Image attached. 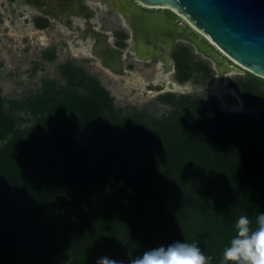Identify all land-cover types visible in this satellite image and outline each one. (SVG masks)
Here are the masks:
<instances>
[{
	"label": "trees",
	"instance_id": "obj_1",
	"mask_svg": "<svg viewBox=\"0 0 264 264\" xmlns=\"http://www.w3.org/2000/svg\"><path fill=\"white\" fill-rule=\"evenodd\" d=\"M173 58L177 80H191L189 48ZM199 69L196 82L213 77ZM59 73L22 100L0 93V264L127 261L176 240L222 264L236 219L264 212V78L232 81L259 116L176 93L159 97L168 110L158 115L119 106L76 62Z\"/></svg>",
	"mask_w": 264,
	"mask_h": 264
},
{
	"label": "water",
	"instance_id": "obj_2",
	"mask_svg": "<svg viewBox=\"0 0 264 264\" xmlns=\"http://www.w3.org/2000/svg\"><path fill=\"white\" fill-rule=\"evenodd\" d=\"M149 7H170L181 14L190 24L207 36L186 31L179 19L165 11H148L138 3ZM101 0L102 4L120 13L132 30V43L128 50L137 58H159L166 72L175 71L170 54L179 41L192 45L196 51L213 62L220 85L226 84L227 74L239 73L241 68L264 78V0ZM92 31L96 42L91 54L103 67L115 75L126 76V50L117 47L107 32ZM156 46L163 47L165 53ZM228 58V59H227ZM130 75L132 73L129 72ZM181 89L176 80L153 81L147 91L162 94ZM218 100L233 111L243 106L244 100L237 90L219 87Z\"/></svg>",
	"mask_w": 264,
	"mask_h": 264
},
{
	"label": "rangeland",
	"instance_id": "obj_3",
	"mask_svg": "<svg viewBox=\"0 0 264 264\" xmlns=\"http://www.w3.org/2000/svg\"><path fill=\"white\" fill-rule=\"evenodd\" d=\"M93 7L95 17L92 21L99 28L112 34L117 28H127L124 17L117 11L103 4L98 5L95 3ZM20 15L21 20L24 21L23 18L26 14ZM8 20L7 15L0 19V93L8 102L22 100L31 94L37 93L43 86L45 79L61 81L62 76L59 73V66L72 61L84 67L90 74L99 79L104 87L110 91L119 106L132 105L140 109L146 106H154L157 109V114L161 115L168 110V107L159 102V97L166 93H176L177 95H197L211 100L214 99L218 107L224 112L253 116H259L261 113V110L257 107H248L245 101L240 110H226L225 106L218 100L217 94H215L216 89L219 87L234 88L232 86L233 79L246 78L251 72L241 68L239 73L227 74L226 84L221 86L213 62L198 53L192 45L186 42H177L174 50L181 46L189 48L197 67L195 76L187 82L180 83L176 78V71L169 72L167 73V79L176 80L186 90L158 94L147 91V85L163 76L164 70L159 59H139L135 57L132 51L127 49V44H120L126 49L125 68L128 73L126 76L115 75L109 69L103 67L98 58L88 54L82 49V46L75 45L73 40L75 33L68 30L61 22L51 21L49 29L44 30L40 35L38 34L40 41H36L33 39L34 32L30 30L28 24L21 23L20 28L15 29L9 24ZM18 25L20 24L18 23ZM190 25L196 30L195 35L203 39L207 38L192 24ZM23 28H26V30ZM113 43L120 46L114 37ZM51 54H55L56 59L50 60L48 55ZM170 55L173 58V52ZM204 65L211 67L214 71L213 77L206 82H196L197 73L199 72L202 75V71L198 70V67ZM239 94L241 95L240 92ZM20 115L25 119L23 125H30L28 119L31 118V115L26 112H22ZM3 144L4 142L0 141V146ZM54 264H69V259L66 256H61Z\"/></svg>",
	"mask_w": 264,
	"mask_h": 264
},
{
	"label": "flooded vegetation",
	"instance_id": "obj_4",
	"mask_svg": "<svg viewBox=\"0 0 264 264\" xmlns=\"http://www.w3.org/2000/svg\"><path fill=\"white\" fill-rule=\"evenodd\" d=\"M136 2L143 9L148 11H165L170 17L177 18L182 23L184 22L183 25L187 32H193L191 34L197 33L196 30L188 23V21L175 9L170 7H149L139 3L138 1ZM95 3L98 5L102 4L101 0H2V6L0 5V19H3V16L7 15L9 17V24L15 29H19L21 23L28 24L30 26V30L34 32L33 39L36 41H40V33H43L44 30L49 29L51 21H59L65 25L68 30L75 33L73 38L75 45L81 46V41H90L93 45V43L96 42V37L92 31V27L97 31L107 32L96 26L92 21V19L95 17V10L93 7V4ZM23 13L26 14L23 18L24 21L21 20L22 18L20 15ZM18 23L20 25H18ZM23 29L26 30V28ZM107 33L111 35L112 42L114 37L117 39L119 45L127 44V49H129L131 46L133 34L131 28L128 27V25L125 29L117 28L113 34L110 32ZM122 45L115 46L125 49L124 46L122 47ZM156 47L162 52H166L163 47ZM132 52L135 57H137L136 53L134 51ZM171 59L175 63V59ZM163 70L165 71L164 68Z\"/></svg>",
	"mask_w": 264,
	"mask_h": 264
},
{
	"label": "clouds",
	"instance_id": "obj_5",
	"mask_svg": "<svg viewBox=\"0 0 264 264\" xmlns=\"http://www.w3.org/2000/svg\"><path fill=\"white\" fill-rule=\"evenodd\" d=\"M235 235L222 252V264H264V212L255 221L241 215L235 221ZM195 243L180 240L144 250L126 260L99 255L94 264H211Z\"/></svg>",
	"mask_w": 264,
	"mask_h": 264
},
{
	"label": "bare ground",
	"instance_id": "obj_6",
	"mask_svg": "<svg viewBox=\"0 0 264 264\" xmlns=\"http://www.w3.org/2000/svg\"><path fill=\"white\" fill-rule=\"evenodd\" d=\"M80 45L82 46V49H84L88 54L92 55L91 52H90L91 46H92V42H90V41H81V44ZM160 65H161V63H160ZM167 73H169V72L164 71V73L162 74L163 75L162 78L159 77V79L157 81H160L162 79H165V80L169 81V79H167ZM181 89H186V88L181 85ZM219 91H220L219 88H217L216 89V93H215V94H217V96L219 94ZM221 104L223 106H225V108H226V105L225 104H223V103H221ZM241 107L242 106H234L233 107V110H240Z\"/></svg>",
	"mask_w": 264,
	"mask_h": 264
}]
</instances>
